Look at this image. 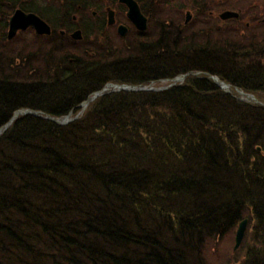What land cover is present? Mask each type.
<instances>
[{
    "label": "trees",
    "instance_id": "1",
    "mask_svg": "<svg viewBox=\"0 0 264 264\" xmlns=\"http://www.w3.org/2000/svg\"><path fill=\"white\" fill-rule=\"evenodd\" d=\"M200 31L66 69L0 48V127L22 108L75 114L108 81L188 73L98 96L67 124L21 114L0 134V264H264V105L209 76L264 101V38Z\"/></svg>",
    "mask_w": 264,
    "mask_h": 264
},
{
    "label": "flooded vegetation",
    "instance_id": "2",
    "mask_svg": "<svg viewBox=\"0 0 264 264\" xmlns=\"http://www.w3.org/2000/svg\"><path fill=\"white\" fill-rule=\"evenodd\" d=\"M230 12L237 15L222 18ZM165 29L264 38V0H0V48L51 58L54 67L81 62L82 52L128 51Z\"/></svg>",
    "mask_w": 264,
    "mask_h": 264
},
{
    "label": "water",
    "instance_id": "3",
    "mask_svg": "<svg viewBox=\"0 0 264 264\" xmlns=\"http://www.w3.org/2000/svg\"><path fill=\"white\" fill-rule=\"evenodd\" d=\"M135 3V2H133ZM136 4V3H135ZM137 12V9L133 8V4H131V8H130V15L131 17L136 21L135 19V13ZM233 15H237V13L235 12H230V13H224L222 14V18H227L229 16H233ZM134 16V17H133ZM142 27V25H141ZM143 27H145V25H143ZM15 29H17L16 27H12L11 31L9 33V36L11 37L13 32L15 31ZM13 30V31H12ZM197 74H199L200 72H196ZM186 77V74H180L174 78H172V82L168 85L165 86H160V87H154L151 85H131V84H118V83H112L109 82L107 83L101 90L96 91L94 93L93 96H91L90 98H88L87 100H85L81 106L84 109L86 106H88V104L95 99L96 97L102 95V94H106L112 90H127V91H140V90H161V89H166L174 84H176L179 81H182L184 78ZM211 78L214 80V82L219 85L221 88H224L228 91L230 90L231 85L229 83H226L225 81H222L218 76L216 75H211ZM236 91L241 94V95H245L248 98H252V99H256L255 95L252 93H246L243 90H241L240 88H236ZM25 113H32L34 115L37 116H42L44 118L50 119L58 124H67L70 121L74 120L77 118L78 113L76 116H72V112H70L68 115L64 116V117H55V116H51V115H44L42 111L40 110H33V109H29V108H25V109H18L14 112L13 116L11 117V119L2 127H0V134L2 132H4L9 126L10 124L20 115V114H25ZM248 222L249 219L248 218H244L242 219L237 227V231L235 234V246H234V250L238 249L240 247V245L242 244V241L245 237L246 234V230L248 227Z\"/></svg>",
    "mask_w": 264,
    "mask_h": 264
},
{
    "label": "rangeland",
    "instance_id": "4",
    "mask_svg": "<svg viewBox=\"0 0 264 264\" xmlns=\"http://www.w3.org/2000/svg\"><path fill=\"white\" fill-rule=\"evenodd\" d=\"M60 61H61V59H58L57 61H56V63H55V67L56 66H58L59 64H60ZM63 63V66H62V68L63 69H66V68H72V66L71 65H69L68 63H67V61H63L62 62ZM61 70V69H60ZM169 82H166V81H162V82H160L159 84H161V85H167ZM159 84H156V85H159ZM73 115H75V114H73ZM236 231V230H235ZM231 236H235V232L233 233H231V235H230V237ZM233 245H234V238H233V241H232V243H230V244H228L227 246H226V249L225 250H230L231 252H232V250H233Z\"/></svg>",
    "mask_w": 264,
    "mask_h": 264
}]
</instances>
